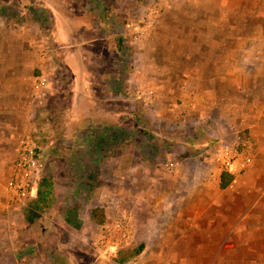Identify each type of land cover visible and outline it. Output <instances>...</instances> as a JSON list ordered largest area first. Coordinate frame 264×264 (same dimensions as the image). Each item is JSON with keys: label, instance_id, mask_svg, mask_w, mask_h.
<instances>
[{"label": "rangeland", "instance_id": "1", "mask_svg": "<svg viewBox=\"0 0 264 264\" xmlns=\"http://www.w3.org/2000/svg\"><path fill=\"white\" fill-rule=\"evenodd\" d=\"M112 1L96 8L91 0L88 7L83 0H0L20 2V12L36 3L52 25L49 65L34 78L45 73L49 88L40 99L31 90L36 109L29 127L37 137L41 175L50 178L56 197L48 213L27 222L30 198L10 199V162L0 167V264H210L216 249L228 247L221 241L223 209L208 204L222 191L217 153L228 146L235 155L252 157L250 164L232 167L234 181L251 175L256 183L262 177L264 0H241L247 21L233 10L230 50L218 46L219 33L212 42L197 37L184 43L196 46L184 62H194L198 72L193 70L197 78L184 90L175 77V0L168 11L169 0H161L164 10L141 41L133 34L153 0ZM209 25L217 31V24ZM119 36L129 47L125 57L115 48ZM200 42L208 43L207 50L201 52ZM128 108L141 116L145 130L162 138L151 164L138 138L92 142L100 127L119 124L117 114ZM252 166L260 169L253 173ZM242 180L228 189L243 187ZM95 206L104 208L103 225L91 218ZM73 208L80 228L67 222ZM224 253L214 264H234L224 261Z\"/></svg>", "mask_w": 264, "mask_h": 264}, {"label": "crops", "instance_id": "2", "mask_svg": "<svg viewBox=\"0 0 264 264\" xmlns=\"http://www.w3.org/2000/svg\"><path fill=\"white\" fill-rule=\"evenodd\" d=\"M91 1H93L92 6L96 8H101L106 2L115 4V1L112 0ZM231 1L175 0L174 2V0H169L167 8L163 9L168 11L173 2L175 3L176 21L179 24V32L176 34L179 45L177 46L175 77L178 83H181L183 90L185 85L191 84V79L195 80L197 78L196 73H198L194 62L191 66L185 65L184 62L185 57L189 55L191 50L192 57L194 56L196 46L191 45V48L190 46L184 48V43L194 41L197 37L204 38L206 42H212L215 40L214 34L219 33L222 39L218 41V46H225L224 48L227 47L230 50V40L233 33L229 27L232 23L233 10H237L234 15L238 20L242 18L247 21V18L244 17L247 14L246 5L241 0H233L232 2L235 5L231 8V5H233ZM83 2L85 7H88L86 5L87 0H83ZM42 3L44 4V2ZM46 7L50 10V6L46 5ZM256 8L257 4L255 3ZM198 9H200L199 13L197 12ZM25 10L22 9L21 13L29 16ZM24 21H12L7 18L0 20V167L7 166L9 162L11 167L17 153V138L31 124L36 109L35 101L30 95L35 73H38L41 69H46L49 65L50 45L47 30L35 19L28 21L24 18ZM197 22L200 23L199 27H197ZM209 23L212 25L217 24V31L210 27ZM57 27L56 29L59 31ZM208 47V43L200 42L199 44L201 52L202 49L205 51ZM104 51L106 50L104 49ZM204 67H206V63L200 65L198 70L201 71ZM225 69L231 70L230 67ZM223 76L225 79L231 80V76ZM202 78H204V75L200 74L198 79L201 80ZM207 94L208 100L211 99L210 92ZM261 139L263 145L264 138ZM255 168L259 170L260 166H252L251 172L254 173ZM257 173L259 174V172ZM260 175L262 177L257 181L258 183L252 182L254 180H251V178L254 177L251 175H242L243 180L240 178L237 181H234L233 176V180L227 187L221 188L219 185L222 189L219 195H213L209 199L208 204L213 205L209 209H223L222 218L224 221L219 223V225H223L224 230L221 241L228 246L224 249H216L212 257H209L210 264H214L219 260L221 252H225L224 261L226 262L264 264V207L262 206L264 205V172H261ZM217 178H220L219 173ZM241 180L244 188L235 185L237 187L234 191L228 189L230 186L232 187V184H236L235 182ZM206 184L210 185L209 182H206ZM258 189H263V191ZM194 197L195 195L192 196V198ZM31 260L34 261L35 256L32 255Z\"/></svg>", "mask_w": 264, "mask_h": 264}, {"label": "trees", "instance_id": "3", "mask_svg": "<svg viewBox=\"0 0 264 264\" xmlns=\"http://www.w3.org/2000/svg\"><path fill=\"white\" fill-rule=\"evenodd\" d=\"M21 8H22V4L20 2L16 5L13 4L6 5L0 3V18L4 17L12 21L25 22L24 18L26 20L27 15L20 12ZM40 11L41 8L39 7L38 4L35 3L34 5L32 4V6L29 7V9L27 10V14L30 15V18L34 17L36 22L42 25L47 30L48 35H50L52 30V25L49 23L50 21L48 20V15L46 11L44 12L42 11L40 12ZM115 48L118 52L122 54L123 57L127 55L129 47L125 45L124 37L122 36L118 37L117 46ZM117 115L119 117L118 118L119 124L105 125L103 126L105 127L104 130L100 127L97 131L98 138L95 141H92L93 144H98L99 142L102 141L104 143L111 144L114 143L117 138H123V139L138 138L145 150L143 153V158L146 159L148 164H151L154 160L153 158L155 157L156 154L155 152L158 150L157 149L158 146L156 145L157 146L156 147L155 143L159 142L162 138H159V136H157L155 132H153L152 130H150V132L149 129L147 128L145 130L144 126L142 127L140 125L141 116L138 115V113L134 112L133 110L128 108L127 110ZM134 119L137 122L136 125L134 126L127 125L126 122H128L129 120L134 121ZM163 131L164 130H162V132ZM38 154H39V149H37V156L40 159ZM80 166L81 163H79V167ZM233 176H234L233 173H231L230 171L226 169L222 170V173L220 175V182H219L220 187L221 188L227 187L233 180ZM55 201H56V197L54 194V190L50 178L41 175L36 194L34 195V197L28 200L27 206L24 209L25 220L29 223H32L40 215L48 213L51 210V208L54 206ZM68 212L70 213V216L67 217V222L70 225L72 224L76 228H80L81 220L78 219V214H79L78 209L77 208L69 209ZM91 218L97 224L103 225L106 220V214L104 208L101 206L93 207L91 211Z\"/></svg>", "mask_w": 264, "mask_h": 264}, {"label": "built area", "instance_id": "4", "mask_svg": "<svg viewBox=\"0 0 264 264\" xmlns=\"http://www.w3.org/2000/svg\"><path fill=\"white\" fill-rule=\"evenodd\" d=\"M163 9L164 6L161 0L152 1L141 20V24L136 26L133 34L134 40L141 41L150 34ZM48 88L47 76L45 73H41L32 86V94L36 99H40ZM140 93L148 97V92L140 91ZM37 148V137L34 134V130L32 127H27L19 139L17 154L11 164L6 181L7 192L12 201H26L36 194L41 176ZM251 160L252 157L249 154H243L242 156L235 155L233 150L228 146H225L216 155V161L220 164V169H226L232 173L234 165L242 168L249 164ZM165 164L168 170H173L170 163L167 162Z\"/></svg>", "mask_w": 264, "mask_h": 264}]
</instances>
